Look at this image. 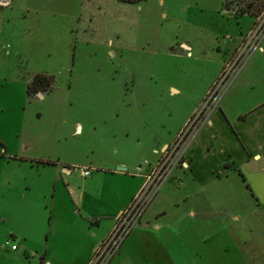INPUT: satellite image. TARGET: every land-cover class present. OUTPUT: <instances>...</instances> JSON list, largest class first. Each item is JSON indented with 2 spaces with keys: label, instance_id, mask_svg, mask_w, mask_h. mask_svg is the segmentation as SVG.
Wrapping results in <instances>:
<instances>
[{
  "label": "rangeland",
  "instance_id": "rangeland-1",
  "mask_svg": "<svg viewBox=\"0 0 264 264\" xmlns=\"http://www.w3.org/2000/svg\"><path fill=\"white\" fill-rule=\"evenodd\" d=\"M223 1L15 0L0 46V151H17L21 123L25 153L37 159L59 150L66 162L101 160L112 155L108 147L115 141L110 145L109 140L115 134L120 141L122 128L135 134L143 126L155 140L171 143L221 59L216 48L222 51L225 40H216L217 32L237 33L251 23L246 16L233 20ZM181 42L190 46L189 56ZM42 71L52 72L53 90L42 99H26L23 77ZM170 84L177 93L167 91ZM135 110L147 116L120 115ZM54 112L64 114L60 124L54 123ZM75 124L82 127L76 138L71 134ZM60 130L65 131L59 137ZM6 156L0 152V264H39L20 252L19 237L27 239L31 252L43 248L46 234L52 233L51 172ZM184 173L181 167L171 171L158 191L170 196L154 204L157 193L142 216L147 218L152 204L168 207L171 196L179 200L183 192L196 193L186 206H202L201 214L185 218L178 233L173 225L160 235L182 244L166 246L172 264H215L214 253L227 257L218 264H264V211L246 198L214 197V182H205L201 192L199 182L191 183ZM173 214L165 220L173 221ZM61 226L66 227H58L61 238H77ZM135 259L146 264V257ZM154 261L166 264L165 259Z\"/></svg>",
  "mask_w": 264,
  "mask_h": 264
},
{
  "label": "crops",
  "instance_id": "crops-1",
  "mask_svg": "<svg viewBox=\"0 0 264 264\" xmlns=\"http://www.w3.org/2000/svg\"><path fill=\"white\" fill-rule=\"evenodd\" d=\"M1 1H5L6 5L0 6V46L2 31L9 20V10L15 0ZM228 14L233 20L239 18H234L231 12ZM262 15L260 17L263 18ZM244 16L251 19V23L244 31L239 29L237 33L217 32L215 39L220 37L221 40H225L222 51L220 46L216 48V53L221 55V59L215 67L213 77L203 86L200 97L176 132L194 112L223 64L231 58L235 48L249 32L255 18L249 15L241 17ZM179 47L188 51L185 55L189 56L190 46L181 42ZM253 53L255 55L252 60L249 63L245 62L246 64L244 63L240 68L221 96L216 109L209 114L206 124L200 128L188 145L181 169L185 171L182 175L187 179L189 176L191 183L199 182L201 192L204 191L202 187L205 182H214V197L246 198L248 203L264 211V34ZM36 74H44L53 80L52 72L42 71L25 75L23 83L27 84ZM178 90V87L172 84L167 86L170 94H175ZM128 112H122L120 115L135 119L146 115L139 110L130 112L131 114ZM54 113V123L60 124V119L63 121L65 118L64 114ZM24 130L25 124L21 123L20 138L15 153H8L5 149L0 152L7 155L8 160L36 167L42 165L47 169L46 171L51 172L52 191L48 220L54 222L49 229L52 233H47L45 236L43 248L30 252L26 246L27 239L21 236L19 238L23 243H20V252L32 259L37 258L39 264H85L95 245L105 238L118 214L138 192L142 178L134 174L135 166L141 161L147 162L150 166L156 163L165 146L170 143V139L155 140L153 132L143 126L139 128V132L131 133L132 135L127 128H122L123 132L119 134L120 141H117L115 134L109 140L110 145L115 141L112 149L108 147L111 156L106 155L108 157L101 160L66 162L61 158L59 150L51 154L52 157L37 159L27 155L25 151L28 144L27 137L23 136ZM64 131L60 130L59 137L64 135ZM81 133L82 127L75 124L71 130L72 136L80 137ZM29 147L31 149L32 146ZM116 148L119 149V155L113 156ZM52 151L54 150L51 149ZM78 167L90 169L91 174L85 178L79 173L73 175ZM146 169L147 166H144L143 170ZM7 180L8 184L9 179ZM181 183L183 184L184 180ZM182 194L179 200H173L171 196L169 201L171 204L168 207L152 204L150 214L148 213L146 219L142 220L141 217L111 261L115 264H137L135 258L142 260L146 257V264H157L154 261L157 258L165 259L166 264H172L171 261L175 259L166 246L171 243L177 245V242L178 245L182 244L180 240L167 239L160 235L169 233L173 225L178 233L185 218L192 220L197 214H201L203 209L202 206L197 208L196 203L195 206H186L189 198H195L196 193L189 191ZM162 195L167 199L170 193H158L153 203L158 204ZM170 213L171 215L175 213L174 220L166 221L165 218ZM234 221L239 220L234 218ZM59 225H65L67 228L61 227L75 234L77 238L75 236V240L61 238L58 232ZM10 239H14V236ZM28 252L30 255H27ZM13 253L17 254V247ZM225 257L224 255L223 258ZM223 258L214 253L215 264ZM140 264L145 262L142 260Z\"/></svg>",
  "mask_w": 264,
  "mask_h": 264
},
{
  "label": "built area",
  "instance_id": "built-area-1",
  "mask_svg": "<svg viewBox=\"0 0 264 264\" xmlns=\"http://www.w3.org/2000/svg\"><path fill=\"white\" fill-rule=\"evenodd\" d=\"M261 15L263 18L260 17ZM263 34L264 13H260L255 18L249 32L235 48L231 58L223 64L194 112L177 132L174 140L165 146L158 161L153 166L148 165L145 161L135 166L134 174L143 179L138 192L118 214L105 238L95 245L85 264H109L111 262L129 233L156 197L159 188L171 171L176 167H181L184 163L188 145L200 128L206 124L209 114L216 109L221 96L234 76L257 49ZM144 166H147L145 171L143 170ZM76 171L84 178L91 174V170L88 168L78 167ZM11 249L14 247L12 246Z\"/></svg>",
  "mask_w": 264,
  "mask_h": 264
},
{
  "label": "trees",
  "instance_id": "trees-1",
  "mask_svg": "<svg viewBox=\"0 0 264 264\" xmlns=\"http://www.w3.org/2000/svg\"><path fill=\"white\" fill-rule=\"evenodd\" d=\"M121 3L134 4L142 0H116ZM224 0L222 8L224 11L232 13L234 18L242 15H249L256 18L264 10V0ZM53 89V80L44 74H36L27 83L25 95L30 99L36 94H47Z\"/></svg>",
  "mask_w": 264,
  "mask_h": 264
},
{
  "label": "flooded vegetation",
  "instance_id": "flooded-vegetation-1",
  "mask_svg": "<svg viewBox=\"0 0 264 264\" xmlns=\"http://www.w3.org/2000/svg\"><path fill=\"white\" fill-rule=\"evenodd\" d=\"M51 91H52V90H51ZM51 91H50V92H51ZM38 95H41V94H36V96H33V97H31L30 99H33V98H35V97H36V99H39V98L43 97V95H41V97H38ZM44 95H46V94H44ZM36 99H35V100H36Z\"/></svg>",
  "mask_w": 264,
  "mask_h": 264
},
{
  "label": "water",
  "instance_id": "water-1",
  "mask_svg": "<svg viewBox=\"0 0 264 264\" xmlns=\"http://www.w3.org/2000/svg\"><path fill=\"white\" fill-rule=\"evenodd\" d=\"M5 5H6V2L0 0V6H5ZM38 97H41V95H38Z\"/></svg>",
  "mask_w": 264,
  "mask_h": 264
},
{
  "label": "snow or ice",
  "instance_id": "snow-or-ice-1",
  "mask_svg": "<svg viewBox=\"0 0 264 264\" xmlns=\"http://www.w3.org/2000/svg\"><path fill=\"white\" fill-rule=\"evenodd\" d=\"M2 104H3V101H2V99H0V112H2Z\"/></svg>",
  "mask_w": 264,
  "mask_h": 264
}]
</instances>
